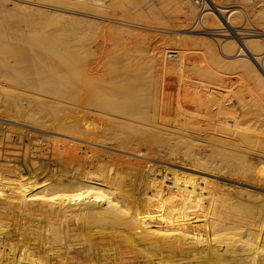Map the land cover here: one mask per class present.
Segmentation results:
<instances>
[{"label":"bare ground","instance_id":"bare-ground-1","mask_svg":"<svg viewBox=\"0 0 264 264\" xmlns=\"http://www.w3.org/2000/svg\"><path fill=\"white\" fill-rule=\"evenodd\" d=\"M7 1L0 0L7 28L18 25L11 15L48 19L54 44L41 57V38L35 46L23 27L15 30L23 18L4 28L17 63L4 47L11 60L0 53V114L11 126L0 123V264H264V39L238 30L264 27V0H209L199 17L191 0H131L128 17L114 21L100 14L110 10L103 0ZM172 3L175 13L160 22L173 28L167 36L150 18L160 21ZM95 32L103 40L90 42ZM210 35L225 41L221 49ZM22 50L39 59L37 74ZM125 70L130 75L119 76ZM169 75L180 89L198 83L213 131L188 128L194 116L181 106L176 122L163 120ZM3 81L20 88L10 93ZM235 86L246 89L248 103L233 106ZM27 87L37 98L27 97ZM70 96L77 101L61 100ZM93 112L102 125L89 121ZM25 127L36 140L50 130V147L38 151L34 133L22 139Z\"/></svg>","mask_w":264,"mask_h":264},{"label":"rangeland","instance_id":"rangeland-1","mask_svg":"<svg viewBox=\"0 0 264 264\" xmlns=\"http://www.w3.org/2000/svg\"><path fill=\"white\" fill-rule=\"evenodd\" d=\"M14 1H16V0H12V1L10 0V1H7V3H8L9 6H10ZM29 1H30V2H35L36 0H33V1H32V0H29ZM39 1H40V0H39ZM42 1L45 2L46 4H47V3H48V4L51 3V2H47L46 0H45V1L42 0ZM107 1H108V0H107ZM107 1H106V0H103V1L101 2V4H102L103 8L106 7V8H108V10L110 9L109 12H111V13H109V12L106 13V12H105V13H100V14H101V15H102V14H105L104 16H105V17H108V18H109V17L111 16V14H112V16H111L112 18H110V19H112L113 21H114L116 18H117V19H120V18L122 19V17L124 16V14L129 15L128 12H130V11L132 10V8H134V6H135V5H133V4H131V5L128 4L129 2H131V0H129V1L127 0V1H128V2L126 1L127 3H126L125 1H123L124 4L122 3V5H120L121 3H119V5H118V3H116V2H118V0H114V1H113V0H109L108 3H106ZM110 1H112V2H110ZM132 1L135 3L136 0H132ZM148 1H149V0H148ZM193 1H194V2H193ZM200 1L202 2L203 5L208 4V3L211 4V2H210L209 0H200ZM103 2H104V3H103ZM109 2H110V3H109ZM113 2L116 3V4H114ZM119 2H121V1H119ZM136 2H137V1H136ZM150 2H151V1H150ZM230 2H232V1H230ZM263 2H264V1H263ZM263 2L259 3L257 6H260L261 4H263ZM112 3H113L114 5H111ZM131 3H132V2H131ZM151 3H152V2H151ZM167 3H168V2H167ZM190 4L192 5V7H194V8L197 10V11H196V14L198 13L197 17H199V16L203 13V11H201V10L198 8V6H197V4H196V0H191ZM234 4H235V3H231V4H227V5H231V6H232V5H234ZM238 4H239V3H238ZM110 5H111V6H110ZM124 5H125V6H124ZM193 5H194V6H193ZM31 6H32V8H34L33 5H31ZM165 6H166L165 8H163V9L160 10V15H159V17H158L159 19L161 18L160 21H157V20H155V19L150 18L151 22H150L149 20L146 21V22L144 21V22H145V23H147V22H148V23H149V22H150V23H152V22L155 23V21H156L157 23L153 24L152 26L161 28V30H160L161 34H164V35H167V36H174V35H172L171 32H167V31H166L167 29H173V28H171V26H169V24H168L167 26H165V25H163V23H160V22H162V20H164V19H167L168 17H172V16H173V14H174L175 11H176V9H175V6H176V5H175L174 3H172V4L165 5ZM208 6H209V4L206 5L207 8H208ZM257 6H256V7H257ZM114 7H115V8H114ZM117 7H118L119 10H120L121 7H123V8H122V9H123V12H122V13H121V12L119 13V11L117 10L118 12L115 11V12L117 13V14H116V13L114 12V10H115ZM124 7H125V8H124ZM247 7H248V6H247ZM256 7H254V8H256ZM78 8H79V7L75 8V9H78ZM106 8H104V9H106ZM112 8H113V9H112ZM129 8H130V9H129ZM248 8H249V7H248ZM122 9H121V10H122ZM124 9H125V11H128V10H129V11L124 13ZM127 9H128V10H127ZM73 10H74V9H73ZM79 10H81V9L79 8ZM108 10L106 9V11H108ZM121 10H120V11H121ZM174 10H175V11H174ZM123 13H124V14H123ZM119 14H120V15H119ZM122 14H123V16H122ZM2 15H3V13L0 11V23H1V24H5V26L2 25L3 28L0 27L1 29H3V31L0 30V31H2L1 34H0V43L2 44V45H0V48H4V47H5V48H7V50H10V52L7 51V50L5 51V48H4V49L2 50V51H4V53H3V52H0L1 55H2V57H3V59H4V58H7V56H6L7 54H5V52H6V53L9 52V54H11V52H12L14 49H13V47L11 46V44H10V46H11L12 48L9 49V47H10V46H9V43H10V41L7 40V39H9V37H7L8 35H6V32L4 31V28H7L6 25L8 24V22H7V24H6V22L4 23L3 20H5V19L2 18V17H5V16H2ZM127 15L124 16L125 18H123V19H126V17H128ZM13 16H14L15 18H13ZM13 16L11 15V16H9V17H10V18L12 17L13 20L15 19L16 22L18 21V25H16L17 23L14 22L15 20H14V21H13L12 19L10 20V18H9L8 16H6V17H7L6 19H7L8 21L10 20V21H13V22L15 23V24L11 23V24H9V25H12V24H13L14 26H19V25L21 24L20 21L22 22V20H23L22 25H20L21 27H16L15 30H18V28L21 29V28L23 27L21 30L24 31V32H23L24 34H26L27 32H29L30 35H29V33H27V34L29 35V37H27V36H26V37H27V38H31V37H33V38H32L33 40H32V39H27V40H29L28 43L31 42L30 44H33V43H34V45H35V41H36V40H34V37H35V39L39 37V39L41 38V40H42V41L37 40V44H38V46L36 47V49H37L38 51H37L36 49H34L35 47H33L32 45H31L32 48H30V45H29L27 42H25V44L27 43V45L24 44V46L29 47V48H28L29 51H30L31 49L36 50L38 53H40L41 57L47 55V53H46V51H45V48H46V50L48 49V46L46 47V45L48 44L47 41L49 42V39H48V38H50V37H49L50 33H51V32H52V34L54 33V31H53L54 28L52 27V23H50V21H49L48 19H45V18L39 20V22H38V20H34L33 18H32V19H30V18L27 19V18L25 17V18L27 19V21L30 20L31 24L33 23V27L38 26V27H36L35 29H37V31L40 30V31H38L40 34H37L38 32H36V31L33 29V27H31L30 25H27V24L25 25V23L27 22V21H26V22L24 23L25 18L20 17V16H16V15H13ZM121 16H122V17H121ZM130 16H131V13H130ZM16 17L21 18V19L23 18V19H22V20H20V19L18 20V19H16ZM115 17H116V18H115ZM118 17H119V18H118ZM132 17H133V16H132ZM162 18H163V19H162ZM148 19H149V18H148ZM1 20H2L3 23L1 22ZM31 20H32V21H31ZM30 22L28 21V24H30ZM44 22H45V24H44ZM110 22H112V21H109V22L103 21V23H106V24H111ZM19 23H20V24H19ZM35 23H36V25H34ZM46 23H47V24H46ZM48 23H49V24H48ZM50 24H51V25H50ZM13 25L10 26V27L8 26L7 29H10L11 27H14ZM23 25H25L27 28H26L25 26H23ZM41 25H44V26L46 25V26H45V27H44V26L42 27ZM49 25H50V27H52L53 29H51V28L49 29V28H48V29L50 30V33H47V32H48V31H47L48 29H46V27H49ZM149 25L151 26V24H149ZM0 26H1V25H0ZM29 26L31 27L32 30H31V31H25L24 29L27 30ZM30 27H29V28H30ZM41 27H42V28H41ZM253 27H254V26H252V25H249V26H246V27H245V26H242V27L238 28V30L241 31V32H242V31H245V32L247 33V35H246V33L244 32V33H245V36H244L245 38H254V39H258V38H259V39H262L261 37H263V39H264V32H262V31L260 30V29H263L264 27H263V26H258V27H256V28H255V27L253 28ZM194 28H195V27H194ZM20 29H19V31H21ZM223 29H226L225 31H226L230 36H232V35H231V30L229 29V27H226V28H223ZM236 29H237V28H236ZM240 29H241V30H240ZM242 29H243V30H242ZM253 29L256 31L255 33L252 31ZM29 30H30V29H29ZM32 31H35V33H36V34H35V33H32V35H34V36L31 35V32H32ZM42 31H44V32H42ZM46 31H47V32H46ZM251 31H252L254 34L252 33V34L250 35ZM3 32H5V33H3ZM41 32H42V33H41ZM249 32H250V33H249ZM260 33H261V34H260ZM2 34H3V35H2ZM4 34H5V35H4ZM27 34H26V35H27ZM44 34L47 35V36L45 37ZM177 34H185V33H184V32H179V33H177ZM188 34H189V35H196V33H188ZM37 35H38V36H37ZM43 35H44V36H43ZM254 35H255V37H253ZM41 36H42V37H41ZM92 36H93V37H92V40H90V42H91V41L93 42V40H96V39L99 40V38H100V40H103V39L101 38V36H97V33H96V32H95L94 34H92ZM94 36H95V38H94ZM96 36H97V37H96ZM6 37H7V38H6ZM43 37L46 38V39H44ZM210 37L213 38V39H212V38H211V39L209 38V39L212 40V42L215 44V46H216L218 49H221V48H222V45L225 44V41H221V40H223V39L218 40V42H217V41H215V38H216L215 36L210 35ZM214 37H215V38H214ZM3 38H5L9 43L7 44V43H6L7 41H6L5 39H3ZM197 38H198V37L193 38V39L197 40V41L200 43L199 39H197ZM47 39H48V40H47ZM50 39H51V38H50ZM2 40H4V42H1ZM44 40H45V42H44ZM33 41H34V42H33ZM38 41H40V42H39L40 45H39ZM15 42H16V41H14V45H15V46H16V45L18 46L19 44H22V43H17V42L15 43ZM41 42H42V44H41ZM112 42H113V41H112V40H109V39H108V40H107V39L105 40L104 43L107 45V50L110 49V47H111L110 45H112ZM3 43H4L5 45H4ZM11 43L13 44L12 39H11ZM43 43H45V44H43ZM51 43H53V41H52V42L50 41V43L48 44L50 49H52L51 47H52L53 44H54V43H53V44H51ZM109 44H110V45H109ZM7 45H8V47H7ZM50 45H52V46H50ZM200 45H201V43H200ZM200 45H198V46H194V47H195L194 50L203 49V47L200 46ZM2 46H3V47H2ZM35 46H36V45H35ZM108 46H109V47H108ZM27 47H26V48H27ZM43 47H44V48H43ZM21 48H24L23 45H22ZM26 48H25V49H26ZM40 48H43V49H40ZM197 48H199V49H197ZM11 49H12V51H11ZM39 49H40V52H39ZM41 50H44L45 55L42 54L43 51L41 52ZM0 51H1V50H0ZM15 51H16V50H15ZM24 51H25V50H24ZM24 51L22 50V54L24 53ZM26 51H27V52H26ZM26 51H25V52L27 53V55H26V53L23 55V56H24V57H23V60L25 61V64H26V63H30V62L33 61L31 67H34L35 69H34V68H32V69H34L35 71L33 70V71H34V72H33L32 69H31V67H30L31 70H30V69H29V70H30V72L32 71L31 73H32L33 75H34L35 73L37 74V71H38V70L40 71V69H39V65H37L38 68H36L35 65L38 64L37 61H39V59H38V60H34V59L32 58L33 60L31 59V60L29 61L28 58L31 57V55H28V54H30V53L28 52V50H26ZM36 51H31V54H32L33 57L37 54V53L35 54ZM13 52H14V51H13ZM13 52H12V53H13ZM32 52L34 53V55H33ZM44 52H43V53H44ZM3 54H4V55H3ZM169 55H171L172 57H175V54H169ZM248 55H249L250 57H252L249 53H248ZM5 56H6V57H5ZM10 56L13 57L12 60L10 59V58H11ZM10 56H9V59L7 58L8 60H6V59H4V60H6L7 62H10V60H11V63H12V61L14 62V61H15L14 59H16V58H14V55H13V54H11ZM25 56H26V57L28 56V57L26 58ZM35 57H39L38 54H37ZM35 57H34V58H35ZM172 57L170 58V56H169L168 58H169L170 60H173L174 58H172ZM45 58H46V57H45ZM25 59H27V60H25ZM36 59H37V58H36ZM41 59H43V58H41ZM43 60H44V59H43ZM43 60H42V61H43ZM16 61H17V60H16ZM16 61H15V62H16ZM24 61H22L23 64H24ZM34 61H35L36 64L33 66ZM47 61H48V60H44V62H47ZM15 62H14V63H15ZM92 62H95V63H96L95 60L92 61ZM16 63H17V62H16ZM16 63H15V64H16ZM39 64L41 65V63H39ZM121 65H122V66H121ZM121 65H120V63H119V67H120V68H125V66H123V65H126V64H125V62H122ZM18 68H19V66H18ZM62 69H63V68H62ZM8 70H10V69H8ZM36 70H37V71H36ZM25 71H26V70H25ZM39 71H38V72H39ZM63 71H64V70H63ZM30 72L28 71L27 74H30ZM106 72H108V70H106ZM126 72H127V71L125 70L124 73L122 72L123 74H122V73H119V76H124V77L129 76L130 74H129L128 72H127V73H126ZM104 73H105V71L102 73V76L105 75ZM29 76H31V75H29ZM29 76H28V77H29ZM35 76H36V75H35ZM4 78H6V77H4ZM32 78H34V77L32 76ZM11 79H12V78H11ZM4 80H5V79H4ZM5 81H7V79H6ZM5 81H3V82H5ZM34 81H36V80H34ZM3 82H2V84H4L5 87H4V88L1 87V88H2V89H5L6 91L9 90V92L11 91L10 93H12V91L15 90L14 88L17 86L16 84L12 83V86H15V87H11V86H10V85H11L10 82H9V83H8V82L3 83ZM6 83H7V85L10 84L8 87H11V88H7V89H6ZM65 83H67V82H65ZM22 85L25 86L23 83H22ZM63 85H64V82L62 83V86H63ZM65 85H66V84H65ZM23 86H21V87H23ZM241 86H242V85H241ZM241 86H239L240 89H238L239 87H237V86H235V87H236V90H235V88H234V94H233V95L235 96V98H236L237 100H236L234 97H232L233 95L231 96L232 99H233L232 103H233V106H234V107H235V105H238V106H239L241 102H243V103H244V102H245V103L247 102V103H248L249 100H250L249 98H251V96L248 95L249 93L246 91V89H244V87H241ZM17 87L20 88L19 85H18ZM25 87H26V86H25ZM32 88H34V87H31L30 90H29L28 87H27V89L29 90V92H28V90L25 88V91L27 90L25 93H27V97L29 96V98L34 99V98H37V94H38L39 92L37 93V92H36L34 89H32ZM16 89H17V88H16ZM23 89H24V88H23ZM31 89L34 90V92H36V93H35L36 95L33 94L34 92H31ZM18 91L21 92V91H24V90H22V88H21V89L18 90ZM239 91H240V92H239ZM246 92H247V93H246ZM32 94H33V95H32ZM9 95H10V94H9ZM9 95H8V96H9ZM30 95H32V96L30 97ZM23 96H24V95H23ZM62 96L64 97L65 95L62 94ZM84 96H85V97H83L81 101H82V102H84L85 100H88V101H89V99H87V95H86V92H85V91H84ZM10 97H12V96H10ZM10 97H8V99H9ZM18 97H19V96H18ZM63 97L61 98V100H62V99H63V100L65 99V103H67V102L69 101V99L71 98V96H70L69 98H63ZM67 97H68V96H67ZM84 98H85V100H84ZM8 99H7V100H8ZM67 99H68V100H67ZM72 99H73V100H72ZM72 99H70L69 102H76V101H77V100L74 99V98H72ZM248 99H249V100H248ZM66 100H67V102H66ZM234 100L236 101V103H235ZM238 100H240V103L238 102V104H237V101H238ZM247 100H248V101H247ZM85 102H86V101H85ZM85 102H84V103H85ZM1 115H2V116H1ZM89 115H90V120H89L90 122H92L93 120H95V122H96V120H98V118L101 117L98 113H95V112L90 113ZM93 115H94V116L97 115L96 117H98V118L94 119L95 117H94ZM3 116H4V114H0V117L3 118ZM91 116H92V117H91ZM91 119H92V120H91ZM32 121H33L32 125H34V126H36V127H38V128L40 127L39 129L44 128V126L42 127V125L37 126V125H36V122L34 123V121H35L34 119H33ZM98 121L100 122V124H99ZM98 121H97L98 123H97V122H96V123H97L98 125H102V123H103V122H101L102 119L100 118ZM93 122H94V121H93ZM24 129L27 130V132H26ZM44 129H45V128H44ZM28 131H29V132H28ZM49 131H50V130H49ZM49 131H48V132H49ZM20 132H24L23 134H24L25 137H22V134H21V138H22V139H26V138L29 139V138L33 135L32 133H34V130H33V129H32V130L29 129V127H25V128H23V130L20 129ZM30 132H31V133H30ZM48 132H47V131H46V132H40L41 134L38 132V133L40 134V138H41V135H42V136L44 135L42 138H44L43 140L45 141V143H43L44 141L41 142L40 140H42V139H40V138L36 140V137H37V136H36L35 133H34L33 136L35 137V140H36L35 142H36V144H37V143L39 144V146H36V149H38V151H44V152H45V150H46V146L49 145V147H50V143H49V141L52 140L51 138L53 137L54 134H51V135H50V134H48ZM56 132H57V131H56ZM58 132H60V131H58ZM58 132H57V133H58ZM10 133H11V132H10ZM10 133H9V135H10ZM29 133H30V134H29ZM25 134H26V135H25ZM10 136H12V135H10ZM27 136H29V137H27ZM46 136H47V137H46ZM54 136H55V135H54ZM49 137H50V138H49ZM48 138H49V140H48ZM10 139H11V137H10ZM22 139H21V141H22ZM46 139H47V140H46ZM37 141H38V142H37ZM39 141H40V142H39ZM46 143H47V144H46ZM38 144H37V145H38ZM45 144H46V145H45ZM33 145H35V143H34ZM41 146H43V147H41ZM44 147H45V148H44ZM39 148L42 149V150H39ZM43 148H44V149H43ZM143 148H144V149L142 150L143 153H145V154L147 155V153H149V151H148V150H145V147H144V146H143ZM13 150H14V149H13ZM9 151H11V150H9ZM6 152H7V151H6ZM30 152H31V151H30ZM19 153H20V152H19ZM146 157H151V155L149 154V155H147ZM142 161H143V160H142ZM146 161H148V160H146ZM150 161H151V160H150ZM153 162H156V161H153ZM5 214H6V213H5ZM4 218H6V215H4Z\"/></svg>","mask_w":264,"mask_h":264},{"label":"built area","instance_id":"built-area-1","mask_svg":"<svg viewBox=\"0 0 264 264\" xmlns=\"http://www.w3.org/2000/svg\"><path fill=\"white\" fill-rule=\"evenodd\" d=\"M196 4L198 8L203 11L205 5H203L200 0H196ZM182 85L184 86L180 89L181 85L179 78L176 75H169L164 81L162 88V103H164V106L161 107V116L163 120L170 122L175 120L176 122V119L182 116L176 107L181 106L183 110L194 116L193 118L188 117L190 120L188 128H193L199 132L213 131L215 124L213 121H208V119L206 120V110L203 106L204 104L198 99L197 92L200 90L198 83L187 82ZM201 92L205 93L206 90L202 88ZM1 122H3L4 126H11V122H5L0 117V123ZM4 136L5 134L3 129L0 127V139L5 140ZM11 142L16 143L17 137H12ZM20 143L21 141L18 145Z\"/></svg>","mask_w":264,"mask_h":264}]
</instances>
